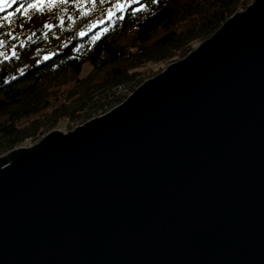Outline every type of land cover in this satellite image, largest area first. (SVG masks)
<instances>
[{"label":"water","instance_id":"obj_1","mask_svg":"<svg viewBox=\"0 0 264 264\" xmlns=\"http://www.w3.org/2000/svg\"><path fill=\"white\" fill-rule=\"evenodd\" d=\"M0 264H264V0L0 158Z\"/></svg>","mask_w":264,"mask_h":264},{"label":"trees","instance_id":"obj_2","mask_svg":"<svg viewBox=\"0 0 264 264\" xmlns=\"http://www.w3.org/2000/svg\"><path fill=\"white\" fill-rule=\"evenodd\" d=\"M249 1L15 0L0 12V156L117 107L143 70L187 56Z\"/></svg>","mask_w":264,"mask_h":264},{"label":"rangeland","instance_id":"obj_3","mask_svg":"<svg viewBox=\"0 0 264 264\" xmlns=\"http://www.w3.org/2000/svg\"><path fill=\"white\" fill-rule=\"evenodd\" d=\"M13 2V0H0V12L2 11V10H4L7 6H10V4ZM254 1H249L248 2V6L250 5V4H252ZM247 6V7H248ZM246 7V8H247ZM245 8V9H246ZM245 9H243V10H245ZM242 10V11H243ZM200 44L199 43H196V44H194L193 46H192V51H194V50H196L197 49V47L199 46ZM177 59V58H176ZM175 59V60H176ZM170 65V63H168V62H165V63H163V64H161V65H155L154 67H153V72L151 71V70H143L142 72H143V80L144 81H148V80H150V79H152L153 77H155V76H157V75H159L160 73H162L168 66ZM92 69H91V67L89 66V65H86L85 67H84V70H83V74H82V76H86L88 73H90V71H91ZM138 88V87H137ZM136 87H134L133 89H137ZM121 92L122 93H125L126 95H128V97L133 93L131 90H124V89H122L121 90ZM127 97V98H128ZM119 106V105H118ZM114 109V108H113ZM111 110H109V111H107V113L108 112H110ZM107 113H105V114H107ZM104 114V115H105ZM101 116H103V114L102 115H100V113H98L97 114V116H94L93 118H91L90 120H92V119H94V118H98V117H101ZM90 120H86V119H75V120H73V121H69V122H64V123H60L59 125H57L55 128H50L49 130H47V132L42 136V138L40 139V140H38V141H33L32 143H28L26 146H23V147H32V146H34L35 144H38L47 134H49V133H51L52 131H55V130H58V131H61L62 133H64V134H67L68 132H71V131H74L75 129H76V127H81V126H83L85 123H87L88 121H90ZM7 155V154H6ZM5 156V155H4ZM4 156H0V158H2V157H4Z\"/></svg>","mask_w":264,"mask_h":264},{"label":"snow or ice","instance_id":"obj_4","mask_svg":"<svg viewBox=\"0 0 264 264\" xmlns=\"http://www.w3.org/2000/svg\"><path fill=\"white\" fill-rule=\"evenodd\" d=\"M13 2H15V0H13ZM96 2H97V0H93V3H96ZM49 3H50V5L52 7H55L56 4H57V0H49ZM58 3L60 5H65V4H68L69 3V0H58ZM20 7L23 8L24 5H21ZM38 7H39V9H42L43 8V0H37L36 3H29L27 5V8H30V9H38ZM117 7L118 8H122L123 6L120 5V4H117ZM19 10L20 9H17L16 11H19ZM95 38L98 39L99 37H95Z\"/></svg>","mask_w":264,"mask_h":264},{"label":"bare ground","instance_id":"obj_5","mask_svg":"<svg viewBox=\"0 0 264 264\" xmlns=\"http://www.w3.org/2000/svg\"><path fill=\"white\" fill-rule=\"evenodd\" d=\"M201 43H202V42H201ZM201 43H200V44H201ZM190 53H191V52H190ZM190 53H189V54H190ZM189 54H188V55H189ZM185 57H186V56H185ZM185 57H176L177 59L174 60L172 63H176V62H178V61L184 59ZM172 63H170V64H172ZM145 82H146V81H145ZM142 84H143V83H142ZM142 84H141V85H142ZM141 85H140V86H141ZM140 86H139V87H140ZM139 87H138V88H139ZM121 104H122V103H121Z\"/></svg>","mask_w":264,"mask_h":264}]
</instances>
